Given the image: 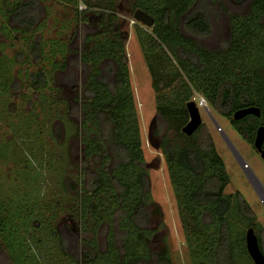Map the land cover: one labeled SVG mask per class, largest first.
Wrapping results in <instances>:
<instances>
[{"label":"trees","instance_id":"1","mask_svg":"<svg viewBox=\"0 0 264 264\" xmlns=\"http://www.w3.org/2000/svg\"><path fill=\"white\" fill-rule=\"evenodd\" d=\"M47 1L11 0L10 23L28 33L34 31L44 17ZM52 1L68 9L70 36L64 43L49 40L43 45L29 38L30 53L36 60L45 57L42 46L54 58L60 57L51 77L44 68L32 74L33 87L50 85L51 92L54 87L60 90L55 85L57 75L71 70L64 78L71 79L75 88L79 85L80 94L69 111L80 116L75 125L85 157L82 167L77 165L79 178L71 176L64 181L74 191V198L62 205L61 214L55 213L54 205L52 216L44 220L57 226L46 230L58 245V259L71 264L73 259L77 264H172L165 245L152 246L156 234L152 223L162 212L159 206L151 208L146 193L149 182L130 77L128 35L121 27L118 0ZM248 1L245 14L231 15L230 34L218 48L207 47L201 38L214 30L211 7L219 4L226 9L222 0H132L130 4L132 11L143 9L155 19L152 32L139 28L138 35L157 94L158 115L170 120L186 139L179 145L163 138L161 148L179 193L186 238L194 245L196 264H236L245 252L228 219L233 200L249 225L261 229L240 191L234 196L224 193L229 174L208 126L202 123L192 135L182 132L189 117L187 103L195 91L251 144L264 125V0ZM80 5L85 9L80 10ZM168 89L172 95H163ZM249 106H258L260 116L233 117L236 110ZM88 164L91 167L85 169ZM64 214L78 219L81 231L96 235V239L104 227L106 246L101 249L99 241L86 239L80 261L70 256L66 239L58 230ZM5 226L0 218L2 237ZM255 233L264 254V240ZM24 243L10 250L16 264L24 263Z\"/></svg>","mask_w":264,"mask_h":264},{"label":"rangeland","instance_id":"2","mask_svg":"<svg viewBox=\"0 0 264 264\" xmlns=\"http://www.w3.org/2000/svg\"><path fill=\"white\" fill-rule=\"evenodd\" d=\"M10 1L0 0V218H3L6 225V234L4 237L0 235V264H16L10 256V250L22 241L25 242L24 248L21 247L25 251V254L21 252V259L24 258L22 264H71L68 261L62 263L58 259V245L48 234L49 226H52L48 217L52 216L55 206V213L61 214L62 205L67 204L71 197L74 198V191L69 190L64 181L70 180L71 176L79 178L77 165L82 167L85 158L77 136L78 126L75 125L79 123L80 116L74 110L69 111V106L75 105L73 99L80 94V88L79 85L73 87L72 80L64 78L68 75L64 72L57 75L55 85L60 90L54 87L51 92L50 85L41 87L42 89L34 88L32 74L44 68L51 77L60 57L54 58L42 46L45 57L40 61L36 60L27 43L29 38L42 45L49 40L66 42V38L70 36V14L65 5L49 0L47 16L38 24L37 29L28 33L25 29H19L23 27L16 28V25L10 23L8 10L13 3ZM222 1L226 9L218 4L209 10L214 30L211 35L201 38L207 47H221L223 39L230 34L231 15L245 14L248 11V0ZM131 3L132 0H118V10L123 20L121 27L127 30L128 35V63L144 149L143 166L149 182L146 193L149 195L151 208L159 206L162 212L152 223V228L156 230L152 246L155 249L165 245L172 264H196L193 257L194 245L186 238L183 225L185 214L178 204L179 193L173 185V177L161 148L163 138L176 141L179 145L184 144L186 139L178 134L170 120L158 115L157 94L138 35L139 28L152 32L154 25L148 27L135 20L133 16L136 10L132 11ZM87 29L92 32L90 27ZM63 81H66L67 86ZM162 94L171 96L172 92L168 89ZM199 96L203 94L195 91L194 98ZM207 102L209 110L202 107L199 110L203 123L213 134L217 151L229 174V183L224 193L232 196L238 191L242 193L255 213L254 222L261 226L256 231L264 240V205L255 190V185L258 188L264 186V159L255 146L233 128L230 120L222 116L208 100ZM214 120L230 138L239 156L245 160L246 168L242 166L240 157L232 151ZM88 167L91 165L88 164L85 169ZM249 169L262 185L254 176H251L252 180L249 178ZM68 215L64 214L59 219L58 230L66 239L70 256L80 261L86 239L99 241L101 249L106 246L107 230L104 227L99 229L96 239V235L82 232L78 219ZM46 218L48 220L44 221ZM228 219L233 236L245 248V252L240 250L242 253L237 257L236 264H255L246 245L250 221L241 214L235 200ZM40 224L43 226L41 229ZM51 228L57 226L53 225ZM74 260L73 264H77Z\"/></svg>","mask_w":264,"mask_h":264},{"label":"water","instance_id":"3","mask_svg":"<svg viewBox=\"0 0 264 264\" xmlns=\"http://www.w3.org/2000/svg\"><path fill=\"white\" fill-rule=\"evenodd\" d=\"M133 17L135 20L139 21L140 23H142L148 27L153 26L155 23L154 17L151 16L150 14H148L143 9H137L135 11ZM187 109L189 112V120H188L187 124L183 127L182 130L187 135H192L202 125L203 119H202V116L200 114L199 107L197 106V104L194 100L189 101L187 103ZM207 110H209V109H207ZM250 114L260 116L261 109L258 106H249V107L239 108L238 110L235 111V113L233 114V117L235 119H241V118H243L247 115H250ZM214 122H215L217 128H219V130L222 132L224 139L229 144L232 151L239 158L240 156L238 154V151L235 148V146L233 145V143L231 142L230 138L227 136V134L224 131H222L219 123L215 120H214ZM263 144H264V125H261L257 130V134H256V137L254 140V146L260 152L261 156L264 159ZM240 163L242 164V166L244 168L247 167V163L241 157H240ZM249 172H251L250 174L248 173L249 178L251 179V176H254L256 178V180L258 181V183L261 184V182H259L256 175L253 173V171L251 169H249ZM261 188L264 191L263 185ZM262 198H263V196H262ZM246 245H247L248 253L251 256V258L253 259L254 263L255 264H264V254H263L262 250L260 249V246L258 243V237H257L253 227H250L246 233Z\"/></svg>","mask_w":264,"mask_h":264},{"label":"built area","instance_id":"4","mask_svg":"<svg viewBox=\"0 0 264 264\" xmlns=\"http://www.w3.org/2000/svg\"><path fill=\"white\" fill-rule=\"evenodd\" d=\"M79 9L80 10H83V9H85V6L84 5H80L79 6ZM193 100L196 102V104H197V106L200 108V107H202V108H208L207 107V105H208V102H207V100L203 97V96H199V97H197V98H193Z\"/></svg>","mask_w":264,"mask_h":264},{"label":"flooded vegetation","instance_id":"5","mask_svg":"<svg viewBox=\"0 0 264 264\" xmlns=\"http://www.w3.org/2000/svg\"><path fill=\"white\" fill-rule=\"evenodd\" d=\"M253 146H254V142H253ZM248 173H249V171H247ZM252 180V179H251ZM253 182V181H252ZM254 185H255V183H254ZM255 190H257L256 192L258 193V195L260 196V198H261V201H262V203H263V205H264V191H263V189L261 188V187H256V185H255ZM263 196V198H262V196ZM250 227H253V226H250ZM254 228V227H253ZM254 230L256 231V229L254 228ZM262 231H264V230H262Z\"/></svg>","mask_w":264,"mask_h":264},{"label":"crops","instance_id":"6","mask_svg":"<svg viewBox=\"0 0 264 264\" xmlns=\"http://www.w3.org/2000/svg\"><path fill=\"white\" fill-rule=\"evenodd\" d=\"M47 9H48V7H47ZM47 14H48V13H47V10H46V11H45V14H44V17H43V19H42V21H43L44 18L47 16ZM42 21H41V22H42ZM41 22H39V24H40ZM128 47H129V46H128V43H127V48H126V49H127V53H128V51H129V48H128ZM70 72H71V70H69V72H68V71L66 72V70L64 71V73H67L68 75L70 74ZM68 75H66V76H68ZM63 83L65 84V86H67V84H66L65 82H63ZM212 135H213V134H212Z\"/></svg>","mask_w":264,"mask_h":264},{"label":"bare ground","instance_id":"7","mask_svg":"<svg viewBox=\"0 0 264 264\" xmlns=\"http://www.w3.org/2000/svg\"><path fill=\"white\" fill-rule=\"evenodd\" d=\"M255 180V179H254Z\"/></svg>","mask_w":264,"mask_h":264}]
</instances>
